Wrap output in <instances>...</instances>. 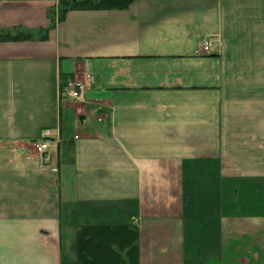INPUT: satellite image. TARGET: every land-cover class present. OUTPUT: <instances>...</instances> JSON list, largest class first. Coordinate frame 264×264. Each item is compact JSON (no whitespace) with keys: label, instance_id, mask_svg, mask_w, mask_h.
Instances as JSON below:
<instances>
[{"label":"crops","instance_id":"1","mask_svg":"<svg viewBox=\"0 0 264 264\" xmlns=\"http://www.w3.org/2000/svg\"><path fill=\"white\" fill-rule=\"evenodd\" d=\"M61 2H0V35L35 38L0 41V264L74 260L81 227L124 224L141 264L264 262V0ZM87 74L84 102L61 97Z\"/></svg>","mask_w":264,"mask_h":264},{"label":"trees","instance_id":"2","mask_svg":"<svg viewBox=\"0 0 264 264\" xmlns=\"http://www.w3.org/2000/svg\"><path fill=\"white\" fill-rule=\"evenodd\" d=\"M136 0H62L59 15L63 19L73 10L125 11ZM34 35L23 31L1 33V40H34ZM140 232L133 225H87L76 234V258H63L60 264H141Z\"/></svg>","mask_w":264,"mask_h":264},{"label":"built area","instance_id":"3","mask_svg":"<svg viewBox=\"0 0 264 264\" xmlns=\"http://www.w3.org/2000/svg\"><path fill=\"white\" fill-rule=\"evenodd\" d=\"M6 1V0H0ZM212 42L209 38H205L202 43V49L204 53L209 54L211 52ZM94 80L90 75L85 76L83 80L68 82L65 88L63 89L62 95L74 100L81 101L83 98V93L87 90L93 88ZM46 139L35 145L36 152L40 155H44L49 151L51 146L54 144V141L49 138L50 132L45 133ZM49 159H45L44 162H47Z\"/></svg>","mask_w":264,"mask_h":264},{"label":"rangeland","instance_id":"4","mask_svg":"<svg viewBox=\"0 0 264 264\" xmlns=\"http://www.w3.org/2000/svg\"><path fill=\"white\" fill-rule=\"evenodd\" d=\"M214 210H216V211H217V209H216V208H215ZM214 210H211V212H212V211H214ZM261 263H262V264H264V262H260L259 264H261ZM250 264H257V263H256V262H251Z\"/></svg>","mask_w":264,"mask_h":264}]
</instances>
